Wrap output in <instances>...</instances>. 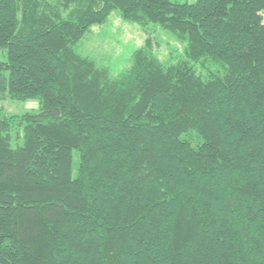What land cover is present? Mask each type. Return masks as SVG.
<instances>
[{"label": "trees", "instance_id": "trees-1", "mask_svg": "<svg viewBox=\"0 0 264 264\" xmlns=\"http://www.w3.org/2000/svg\"><path fill=\"white\" fill-rule=\"evenodd\" d=\"M114 10L182 53L112 76ZM0 264H264V0H0Z\"/></svg>", "mask_w": 264, "mask_h": 264}, {"label": "rangeland", "instance_id": "rangeland-1", "mask_svg": "<svg viewBox=\"0 0 264 264\" xmlns=\"http://www.w3.org/2000/svg\"><path fill=\"white\" fill-rule=\"evenodd\" d=\"M176 1L192 2L194 0ZM148 37L154 53L161 61L182 53V46L173 39L169 32L152 24L148 25L147 29H143L139 24L123 20L115 10L105 22L90 27L77 44V50L98 65L106 67L112 76H118L130 66L132 52L140 47ZM1 107L5 116L21 115L25 111L37 109L39 101H6L1 103ZM20 135V129L13 126L12 146L18 142L21 143ZM193 138L196 139V137ZM193 141L196 142V140ZM76 159L77 154L74 156L75 161Z\"/></svg>", "mask_w": 264, "mask_h": 264}]
</instances>
